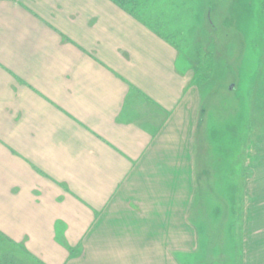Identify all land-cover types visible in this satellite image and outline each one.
<instances>
[{"label": "rangeland", "instance_id": "obj_1", "mask_svg": "<svg viewBox=\"0 0 264 264\" xmlns=\"http://www.w3.org/2000/svg\"><path fill=\"white\" fill-rule=\"evenodd\" d=\"M103 1L48 0L41 24L69 57L79 50L93 58L104 42V54L112 49L113 36L104 33L111 25L119 33L120 15L136 19L175 54L185 89L175 107L157 109L129 82L135 88L118 123L135 122L144 151L133 159L139 141L123 138L124 149L117 134L106 145L121 155L115 161L87 134L102 140L77 100L66 98L55 124L38 91L12 89L28 82L3 66L0 264H264V0H107L112 24L97 8ZM86 4L80 40L64 33L62 17L52 25L55 9L71 18ZM116 38L125 44V35ZM200 52L212 57L204 83L194 81ZM53 61L67 68L68 58ZM43 110L51 115L41 121ZM41 124L58 125L63 136L41 145ZM25 134L34 142L30 157L22 153ZM41 152L49 156L44 168ZM97 213L102 219L92 227Z\"/></svg>", "mask_w": 264, "mask_h": 264}, {"label": "crops", "instance_id": "obj_2", "mask_svg": "<svg viewBox=\"0 0 264 264\" xmlns=\"http://www.w3.org/2000/svg\"><path fill=\"white\" fill-rule=\"evenodd\" d=\"M91 1L96 7L94 0ZM48 4V0H0V75H3L1 72H3L2 67L4 66V68H11L13 73L23 76L24 82L27 81L28 83L25 82L24 85L17 83L12 89H17L20 92L25 88L28 89L26 84H29L33 88L32 90L38 91L36 93L37 98H40V107L42 108L48 103L47 107L50 109V113H54V117L57 116V120L54 121L55 124L62 117V111L60 110L65 106L66 98L70 101L77 100L82 105L81 108L84 114H86L87 127L92 128L94 132L100 128L101 131L97 132V136L101 137L102 140L88 132L87 134L95 142L104 146L105 149L107 148L106 145H111L109 142L117 143V134L120 140L117 144L124 149L125 146L121 144L123 138L126 141L138 140L141 145L140 149H136L134 153L131 152L134 156L133 159L137 160L138 156L144 151L143 139H145V135H142L141 130L138 131L137 127L132 126L135 122L128 125L129 129L118 123L130 87L133 88V85H135L137 87L136 93L150 99L157 109L161 107L170 109L172 106L175 107L177 99L181 98L186 86V83L182 84L181 81L187 79V72H184L186 75L184 78L178 75L179 70L175 63V54L169 48L165 49L160 42L161 39L152 32L150 33L145 25L137 22L136 19L135 22L132 20L129 22L122 15H120L117 23L119 33L112 31L113 28H116L114 25L109 26V32L104 33L106 39L113 36V41L109 45L112 49L109 50L108 54L103 53L106 52V44L108 43L104 42L101 46L103 49L96 48V56H93V58L90 55L85 57L79 50H75L71 53L73 55L69 57L70 54H65L64 49H61L57 39L58 35L49 34L48 25L46 23L44 26L41 24L43 18L47 21L48 8L51 7V4L49 6ZM90 7L86 4L80 11L81 13L71 18L69 16L65 17L62 9H55L56 18L52 19L57 22L53 21L52 25L57 26L59 24L57 18L62 17L64 21L62 26L65 28L64 33L73 39L80 40L81 37L78 34L80 32L84 33L85 28L87 32V17L89 16L87 13L91 10ZM100 7L101 10L110 15L109 20L112 24L114 21L112 18L115 14L113 5L104 0L102 5H97V8ZM29 11L34 13H29ZM70 11H73V7L70 8ZM132 22L135 23L134 26L129 24ZM116 34L121 38L125 35V38L129 41L126 43L124 38L125 44L119 45ZM48 43L53 45V49H49ZM94 44L98 45L97 42ZM161 48L163 49L162 53ZM67 58L70 62L67 61ZM61 59L67 61L66 69L61 68V66L58 67L57 63L53 61L60 60L61 63H65ZM38 63L40 64L38 65ZM67 75L70 77L69 79ZM85 75L87 77H84ZM118 76L124 78L128 84ZM129 82L133 84V87L129 85ZM63 83H66V86ZM5 86L6 92H13L10 88L11 83L8 86L6 83ZM81 95H87L84 101L80 100L79 96ZM29 98L32 100L35 95L29 94ZM49 99H51L50 103ZM39 114L41 115V121L46 120L51 115L49 112H44V110ZM58 114L61 116H58ZM101 123L103 124L102 128ZM39 131L42 139L41 145L48 138L63 136L58 125L55 128L45 126L44 129L41 124ZM123 131L126 132L124 136ZM30 134L33 135L32 131ZM130 134L132 135L130 136ZM27 136L25 134L23 137L24 151L22 153L30 157L34 155L32 151L34 142ZM13 139L15 138L13 137ZM105 151L110 153L107 149ZM111 155L115 156V161L121 156L117 157L118 154L117 156L116 154ZM48 157L45 155L41 158L43 160L41 168H44L42 163L47 164L45 160ZM116 158L118 159L116 160ZM99 159L102 158L99 157ZM25 160L23 163L26 162Z\"/></svg>", "mask_w": 264, "mask_h": 264}, {"label": "trees", "instance_id": "obj_3", "mask_svg": "<svg viewBox=\"0 0 264 264\" xmlns=\"http://www.w3.org/2000/svg\"><path fill=\"white\" fill-rule=\"evenodd\" d=\"M197 68L194 73V81L198 83L206 82L212 74V57L211 53L205 55V53L200 52L199 59L197 61ZM104 210V209H103ZM97 217L93 219L91 226H95L101 221V213H97ZM84 234V233H83ZM107 264V263H105Z\"/></svg>", "mask_w": 264, "mask_h": 264}]
</instances>
